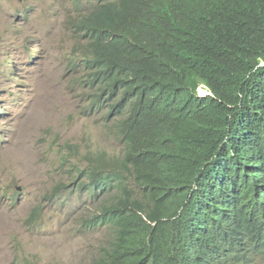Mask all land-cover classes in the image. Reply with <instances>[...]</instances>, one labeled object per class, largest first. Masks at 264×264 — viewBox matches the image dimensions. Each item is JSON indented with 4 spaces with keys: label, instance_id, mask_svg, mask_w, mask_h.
<instances>
[{
    "label": "trees",
    "instance_id": "trees-1",
    "mask_svg": "<svg viewBox=\"0 0 264 264\" xmlns=\"http://www.w3.org/2000/svg\"><path fill=\"white\" fill-rule=\"evenodd\" d=\"M68 2L89 109L122 144L74 182L105 197L87 264H264V0Z\"/></svg>",
    "mask_w": 264,
    "mask_h": 264
},
{
    "label": "rangeland",
    "instance_id": "rangeland-1",
    "mask_svg": "<svg viewBox=\"0 0 264 264\" xmlns=\"http://www.w3.org/2000/svg\"><path fill=\"white\" fill-rule=\"evenodd\" d=\"M75 13L68 0H0V264H87L108 238L85 221L105 197L74 182L88 153L122 147L115 121L89 109Z\"/></svg>",
    "mask_w": 264,
    "mask_h": 264
},
{
    "label": "clouds",
    "instance_id": "clouds-1",
    "mask_svg": "<svg viewBox=\"0 0 264 264\" xmlns=\"http://www.w3.org/2000/svg\"><path fill=\"white\" fill-rule=\"evenodd\" d=\"M201 87H199V89H200ZM204 88V87H203ZM207 90V89H206ZM199 93H200V90H199ZM201 94V93H200ZM207 94H209V92L207 91ZM206 94V95H207ZM121 147H122V144H121ZM80 181V180H79ZM80 190H86V189H82V188H79ZM87 192L91 195V196H93L88 190H87ZM93 197H95V196H93ZM98 197H100V196H98Z\"/></svg>",
    "mask_w": 264,
    "mask_h": 264
}]
</instances>
